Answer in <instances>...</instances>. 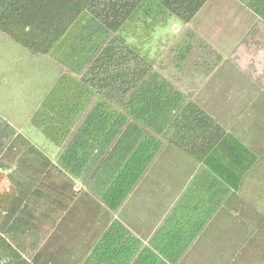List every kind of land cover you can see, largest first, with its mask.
Returning <instances> with one entry per match:
<instances>
[{
  "label": "trees",
  "instance_id": "trees-1",
  "mask_svg": "<svg viewBox=\"0 0 264 264\" xmlns=\"http://www.w3.org/2000/svg\"><path fill=\"white\" fill-rule=\"evenodd\" d=\"M217 1L234 4L239 35L229 58L257 80L264 99V0H0V34L31 54L52 55L65 72L30 118L58 148L55 164L46 149L0 116V170L12 190L0 223V264H42L57 227L44 240L45 229L35 220L57 215L59 197L80 195L75 183L109 213L87 264H174L230 192L241 191L249 173L262 165L264 170V153L227 132L163 75L164 66L150 55L154 34L177 22L181 37L168 48L167 64L184 66L191 54L201 60L196 67L210 57L219 61L221 52L193 28L208 26L207 14ZM220 24L213 20L204 33L219 36ZM165 144L203 169L148 248L112 215ZM28 210L37 215L34 222L24 219ZM252 213L263 218L233 264H264V213Z\"/></svg>",
  "mask_w": 264,
  "mask_h": 264
},
{
  "label": "crops",
  "instance_id": "crops-1",
  "mask_svg": "<svg viewBox=\"0 0 264 264\" xmlns=\"http://www.w3.org/2000/svg\"><path fill=\"white\" fill-rule=\"evenodd\" d=\"M225 22H228V20ZM230 25V23H225V27L224 24H220L215 28L216 31L224 28L226 36H230L231 38L235 34L236 38H238L237 27L234 33H231L232 28ZM224 44L222 43V45ZM216 50L223 52L224 48L220 47V49L217 48ZM232 51L230 50L229 57ZM229 57V60L227 59L224 61L225 63L221 62L220 64L224 63L228 65L233 71V76L224 78L225 80L223 81H227L230 86L221 87L217 97L220 100L229 99L230 101L221 102L220 100H216L203 105L191 100L201 106L227 132L244 140L248 147L262 154L264 153V121H256L257 113L259 116H264V99H261L262 88L254 77ZM208 67L210 66L205 65V70ZM217 67L218 65L214 68ZM48 92L49 90L32 105L33 108L28 114L27 122H29L30 117L39 108L41 101ZM256 94L259 97L258 100L257 97L253 98ZM225 103L230 104L227 110L221 107V104ZM1 110L2 107H0V116L7 120L18 133H21V130L14 125L15 122L13 124L10 118H8L9 116L3 114ZM253 133H257L259 138L252 137ZM31 143L34 146L46 149L51 162L53 164L56 163L55 158L59 152L58 148L54 146L55 152L54 154H50V151L47 150V146H49L46 144L47 141H39L40 146L34 142ZM176 157L188 166V173L184 178H181L178 173L171 174L174 170L177 172L176 168H171ZM262 166L256 172L254 171L247 175L241 191L230 192L229 197L222 202L218 211L205 224L193 244L174 264H233L242 243L251 235L250 229L253 228L251 221L244 223L241 219L243 207H264V170ZM154 168L159 170V173H154ZM202 169V166L191 157L165 144L137 184L140 183L142 190L156 196V189L159 187L164 188L166 185L154 182L142 185L143 180L148 176L151 178L153 176H161L159 179L164 178L165 181L172 178L174 183L171 184L169 182L171 188L162 195L170 199L172 194L174 196V191H177L178 196L176 195L167 204L166 202L163 203V207L161 206L162 198L158 199V201L147 198L150 205L149 207H144L145 209L141 212L139 207H123L124 200L119 209L113 213L112 220L120 222L142 242L143 247L149 248V239L166 216L174 209L193 177ZM4 182L10 186L6 173L0 170V190L1 184ZM73 190L75 192L81 191L80 195L74 196L69 200L66 198H64L65 200H61L59 197V207L61 208L57 215L48 213L37 217L36 214L29 210L25 214L24 219L26 222H34L36 217L37 220L35 222L40 220V228L45 229L44 240L52 236L54 229L57 227V236L49 239L48 247H45L44 251H42L40 257L42 264H87L88 257H90L91 251L95 248L99 236L109 225V213L96 197L86 195L85 188L78 183H75ZM132 193L133 191L130 194ZM5 197V195L0 193V223L12 199V190L7 200L4 199ZM50 218L56 220V222L50 224ZM243 228L246 231L245 236L242 235ZM50 244L52 245V249ZM55 250L57 253H54Z\"/></svg>",
  "mask_w": 264,
  "mask_h": 264
},
{
  "label": "rangeland",
  "instance_id": "rangeland-1",
  "mask_svg": "<svg viewBox=\"0 0 264 264\" xmlns=\"http://www.w3.org/2000/svg\"><path fill=\"white\" fill-rule=\"evenodd\" d=\"M234 4L225 3L224 1H217L211 6V10L207 14L208 26L211 29L213 26V20L225 23H231V33H234L236 27L238 29L237 19L234 15V12L231 11ZM224 12L223 10H226ZM235 17V18H234ZM237 24V25H236ZM204 26L202 29L193 26L194 31L196 32L198 38L202 40H211L210 42L214 45V49L220 47L224 48V51L220 53L221 58L219 61L215 57H210L208 60H203L201 66H194L195 62H200L197 60L195 54L189 56L188 61L184 66H174L173 64H167V50L174 43L175 39H179L181 35L179 34L182 26L177 22H171L168 27L165 29H160L154 34L153 42L150 46V55L158 64L162 63L161 73L168 77V79L175 84L178 89H181L186 93L190 99L197 101L203 105L220 100L217 96L219 95V90L221 87H229V83L225 80V77L233 76L232 69L225 65L224 63L220 64L222 60L229 57L230 50L234 49L236 35L234 34L231 38L226 36V31L223 29L218 30V35H214L211 32V36H207L204 33L203 29L208 28ZM222 27V26H221ZM208 28V29H209ZM183 33V32H182ZM181 33V34H182ZM214 35V36H212ZM211 37V38H210ZM225 43L224 45H221ZM211 47V46H210ZM212 49V48H211ZM207 61V62H205ZM219 63L217 68H211L205 70V65L211 66L213 63ZM207 63V64H206ZM160 66V67H161ZM64 68L59 65L55 58L50 55H34L26 51L22 46L16 44L8 36L0 34V107H2L3 114H7L11 122H15V126L21 130V135L28 137L31 142H34L36 145L40 146L39 141H47V150L50 151V154H54L55 147L52 145L33 125L31 120L27 122V117L30 110L33 108L32 105L37 101L39 97H42L47 90H50L56 80L63 75ZM234 86V84H233ZM259 99L257 94L253 97ZM222 101H230L229 99H223ZM221 107L227 110L230 107L229 103L221 104ZM32 117V116H31ZM30 117V118H31ZM14 121H13V120ZM256 121H264V116H259L257 113ZM252 137H258L257 133H253ZM33 140V141H32ZM37 147V146H36ZM40 148V147H39ZM171 168H176V171H172L171 174L176 173L180 174L181 178L186 177L188 173V166L181 159L176 157L174 164ZM154 173H159V170L156 168L153 169ZM161 176L146 177L143 180L142 185H148V183H162L166 186L159 187L156 189V196L151 195L145 190L140 188V183L137 184L132 190L133 193L130 194L124 202L123 207H139L140 212L145 209L144 207H149L147 198L158 199L162 198L161 206L163 203L166 204L171 201L177 195V191H174L170 199L163 196L165 191H168L170 183L173 184L174 181L172 178L165 181L164 178L159 179ZM175 177V176H173ZM166 178V177H165ZM170 182V183H169ZM0 193L5 195L4 199L7 200L10 192H5L7 184L4 182L1 184ZM178 196V195H177ZM257 205V204H256ZM259 206V205H258ZM254 209V210H253ZM258 210L260 214L264 213V207H243L241 212L242 221L250 222L253 226V230L250 231L251 234L254 232L256 226L260 224V221L263 217L255 215L252 213L255 210ZM239 210V209H238ZM252 210V211H251ZM240 212V210H239ZM263 212V213H262ZM259 230V229H258ZM242 235H246L245 228L242 229Z\"/></svg>",
  "mask_w": 264,
  "mask_h": 264
},
{
  "label": "built area",
  "instance_id": "built-area-1",
  "mask_svg": "<svg viewBox=\"0 0 264 264\" xmlns=\"http://www.w3.org/2000/svg\"><path fill=\"white\" fill-rule=\"evenodd\" d=\"M10 191H11V187L9 185H7L5 192H10Z\"/></svg>",
  "mask_w": 264,
  "mask_h": 264
}]
</instances>
